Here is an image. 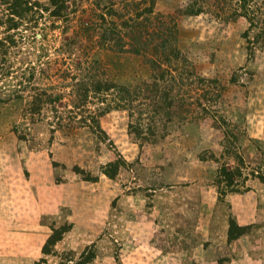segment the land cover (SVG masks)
Returning a JSON list of instances; mask_svg holds the SVG:
<instances>
[{
  "label": "rangeland",
  "instance_id": "rangeland-1",
  "mask_svg": "<svg viewBox=\"0 0 264 264\" xmlns=\"http://www.w3.org/2000/svg\"><path fill=\"white\" fill-rule=\"evenodd\" d=\"M26 1L38 15L17 19L0 0V264H79L83 253L93 254L88 264H264V0H247L252 26L239 0H194L204 9L192 16L184 15L191 0H153L191 64L170 74L192 67L224 87L218 104L201 101L210 115L183 125L171 118L154 144L141 139L146 132L128 133L136 115L116 89L104 90L151 83L152 56L98 42L99 15L111 28L114 10L128 18L147 4L70 0L56 19L48 0ZM86 21L95 24L89 32ZM186 82L178 93L198 96ZM145 98L134 105L145 109ZM213 115L239 133L237 192L221 194L214 182L221 164H236ZM116 160L125 165L109 179L101 170Z\"/></svg>",
  "mask_w": 264,
  "mask_h": 264
},
{
  "label": "trees",
  "instance_id": "trees-1",
  "mask_svg": "<svg viewBox=\"0 0 264 264\" xmlns=\"http://www.w3.org/2000/svg\"><path fill=\"white\" fill-rule=\"evenodd\" d=\"M69 1L70 0H48V9H51L50 15L56 19H63V15H66V11L68 9L67 4ZM142 1L147 4V6L144 8L142 13L138 15H130L126 18V16H121L124 14H120V10L119 12L114 10V17L116 18V21H110L109 26L111 28H107L106 26L103 27L106 25V18H104L103 15H99L98 17L104 25L98 34V42L101 46L113 48L116 51H130L136 55L144 54L145 56L149 53L152 56L149 60V64L153 69L151 83H140L132 88L117 86L115 84H112L113 86L111 84L110 86L103 84V86L107 85L104 89L105 91L116 89L119 101H123L124 106L122 107L127 108L130 111L132 110V113L136 115L133 120L132 115L130 114V124L129 122L127 124L128 133L141 138V135L146 132L145 138L141 139L145 140V142H149L150 144H154L156 143L157 138L160 137L163 139V137H165V134L162 132L164 129V122L171 121V118H174L179 125H183L188 122L190 123V121L196 122L201 116L210 115L211 113L208 108H205L204 106L205 103L202 104L201 101L213 103L217 102L218 104V100L221 99L224 87L220 84L219 79L200 76L192 67L191 69H188L189 71L187 70L184 73L185 77H173L170 74V72L173 71L170 68L171 65L177 66L178 63L184 64L188 62L186 56L177 46L176 24L171 22V20H166L165 16H155L153 14V0ZM239 1L243 4V14L239 15L243 16L245 19H249V24L252 26L253 18H247L248 16L245 9L247 0ZM1 2L7 6L8 14L12 17H16L17 19H23L28 15H38L39 13L36 11V6H32L26 0H1ZM203 9L204 8H202L201 5L197 4L194 0H191V2L184 9V15H198L202 13ZM107 13L108 17H112L110 16V11ZM139 15H144L142 22L139 21ZM158 20L159 23L157 22ZM92 25H95L92 24V21L83 22L82 31L84 32L88 30L89 32L92 30ZM159 25H162V29H159ZM246 36L247 34H243V38H246ZM188 64L191 65L189 62ZM164 67H166V69ZM184 79L188 81V86L194 89V91L199 89L200 93L197 94L198 96H187L188 98H186L182 96L183 93H178L181 89V85H187V82L184 81ZM87 81L90 82V84L93 83L90 80ZM230 81L233 83L234 79L231 78ZM94 83L96 84H92L90 89L92 91L101 92L102 89L99 86V83ZM88 85L89 84H86V86ZM83 88V96H80L81 98L78 103L80 106L86 104V97L89 93L87 87L84 86ZM143 93L146 97L145 99L147 100V104H143L145 109L139 108L138 105H134L137 96H140ZM48 100L52 101L51 98ZM36 101L40 102L41 100L39 99ZM126 103L127 105H125ZM106 112L107 109L102 108V115ZM145 116H149L146 119V122L143 118ZM213 118L215 122L217 121L216 123L219 124L218 128L221 129L223 133V153L226 154L227 157H232L236 164L232 168H229L225 164H221L217 170L214 182L218 188H220L219 186L224 187V189L220 192L221 194H226V192H237V181L242 177L241 169L244 168L245 165L242 157L235 147V143L238 140L237 134L239 133L235 135L231 132L228 127L230 123H228L223 116L213 115ZM93 122L97 123L95 119ZM225 127L228 132H226ZM120 165H125V163H122L121 161L119 162L118 160L107 163V165L101 170V173L109 179H114L118 173ZM62 231H64V228L55 230L56 236L51 237L47 241V245H54L59 240L61 235L60 233H62ZM229 239L231 240L234 238H231L229 235ZM42 251L44 255L49 254L46 247L43 248ZM92 258L93 254H90L89 256L83 253L81 254L79 264H88Z\"/></svg>",
  "mask_w": 264,
  "mask_h": 264
},
{
  "label": "crops",
  "instance_id": "crops-1",
  "mask_svg": "<svg viewBox=\"0 0 264 264\" xmlns=\"http://www.w3.org/2000/svg\"><path fill=\"white\" fill-rule=\"evenodd\" d=\"M0 188H1V187H0ZM2 190L4 191V189H2ZM3 191L1 192V189H0V194L3 193ZM5 193H6V191H5Z\"/></svg>",
  "mask_w": 264,
  "mask_h": 264
}]
</instances>
